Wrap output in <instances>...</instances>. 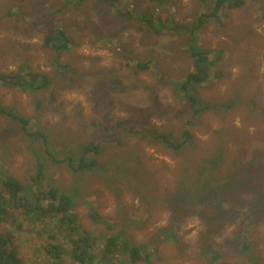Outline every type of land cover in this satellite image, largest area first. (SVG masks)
I'll list each match as a JSON object with an SVG mask.
<instances>
[{"label": "rangeland", "instance_id": "obj_1", "mask_svg": "<svg viewBox=\"0 0 264 264\" xmlns=\"http://www.w3.org/2000/svg\"><path fill=\"white\" fill-rule=\"evenodd\" d=\"M122 1L133 18L120 17L112 23L115 10L107 6L94 8L89 3L68 4V0H0V73H42L51 83L30 92L0 81V106L31 118L30 126L23 129L0 114V172L28 184L41 165L48 186L70 193L77 201L73 211L80 216L82 231L108 236L124 230L138 243L155 238L160 253L151 264H219L222 260L252 264L253 257L264 264V211L256 202L264 198V172L262 193H255L259 186L244 189L246 183L239 182L243 201L233 195L220 197L223 216L213 214L214 207L185 205L192 212L174 221L175 237L172 231H159L170 226L173 213L158 201L160 194L176 187L177 164L215 141L229 156L221 169L241 158L258 163L264 171V114L250 116L243 108L256 95L257 106L264 110V0H245L241 9L231 10L227 25L210 18L201 27V46L212 51L223 48L225 58L208 70V81L198 87L210 107L196 116L187 111L186 98L174 86L192 70L187 33L151 30L132 11L148 12L159 21L190 24L211 10L213 0H164L161 6L153 0ZM220 18L224 20L221 11ZM59 27L73 42L65 51H57L47 39ZM150 59L155 67H136L137 62ZM239 86L243 96L238 97ZM182 125L194 132V146L175 151L154 138L158 131L177 132ZM131 127L146 131L133 134ZM91 143L101 150L97 155L89 151L83 158H97V165L88 171L75 170L72 165ZM68 155L74 157L71 164ZM128 165L136 173H129ZM238 172L244 179L250 173ZM93 211L100 217L95 223L89 217ZM16 218L19 223L7 218L0 229L11 236L10 246L19 257L15 264H27L35 259L39 239L20 225L21 216ZM204 219L211 220L205 224ZM214 251L221 256L210 260Z\"/></svg>", "mask_w": 264, "mask_h": 264}, {"label": "trees", "instance_id": "obj_2", "mask_svg": "<svg viewBox=\"0 0 264 264\" xmlns=\"http://www.w3.org/2000/svg\"><path fill=\"white\" fill-rule=\"evenodd\" d=\"M153 1L158 6L165 4L164 0ZM72 2L74 4L89 3L94 8L99 6L113 8L115 18H111L112 23L120 17L127 18L129 16L133 18L130 10L123 7L122 0H68V4ZM244 4L245 0H213L211 10L198 15L194 22L190 24H182L173 20L159 21L148 12L132 11L139 17L140 21L150 26L151 30L157 32L165 30L178 34L187 33V51L191 59L192 70L184 77V81L179 82L181 84L175 83L174 86H176V90L180 95L186 98V109L187 111L190 109L192 115H199V113L210 107L204 102L198 87L208 80L210 75L208 70L219 65L225 58L223 52L225 49L218 48L212 51L201 46L199 43L201 27L206 23L208 24L210 18H216L222 24L227 25L228 19L232 15L231 10L241 9ZM63 7L62 5L61 8ZM220 11L224 20L220 18ZM57 29V33L49 35L47 39L58 51H65L73 45V42L66 34L67 30L64 27ZM151 65L156 66L150 59L147 63L137 62L136 67L148 69ZM215 75H220V72H216ZM0 81L30 92L45 89L51 84L48 76L42 73L21 74L20 72V74H13L12 76L0 73ZM235 94L238 97L243 96L242 87L236 90ZM247 100H249L248 103L243 106L246 114L248 113L250 116L264 114L263 108L257 106L256 95ZM228 104H233V101ZM104 112L100 108V116L103 117ZM0 114L20 123L23 129L30 126L31 118L19 113L15 108L0 106ZM100 123L103 124L101 120L98 124ZM117 124L119 126L123 125V121H118ZM131 131H133V134H137L146 130L143 128L134 130L131 127ZM39 132L35 131L34 133ZM29 133L34 135L32 132ZM154 138L158 143L167 145L175 151H180L182 147L188 145H195L194 132L191 128L184 127V125L180 126L177 132L174 130L158 131L154 134ZM100 150L98 144L91 143L86 147L84 146L81 152L82 157L77 158V165H72V167L74 166L75 170L83 171L93 169L97 165V158L86 160L83 156H86L89 151L97 155ZM197 150L198 155L186 158L182 164H177L176 169L178 171L175 173L176 187L174 190L163 192L158 196V201L164 203L173 213L170 226L162 227L159 231L167 233L172 231L171 237H175L174 228H172L175 224L174 221L178 217L183 219L189 212H192L187 210L185 205L203 204L207 207H214L213 214L223 216L224 212L218 208L221 196L233 195L237 197V200L243 201L239 198L241 193L239 182L241 184L246 183L244 189L259 186L255 193L260 194L263 192L260 186L264 187L261 184L262 172L264 171L258 163H253L252 160L244 162L241 158H238L234 159L232 163H227L226 167L221 169L229 156L220 141H215L213 144ZM68 161L71 164L74 157L68 155ZM40 166L38 165L35 168L28 184H24L14 175H9L4 171L0 172V224L7 218L12 219V224L15 221L19 223L20 218H16V215H19L24 219V222L20 225L25 224L28 230H33L39 239V244L34 250L35 259L27 264H151L155 255L160 253L159 248L156 247L155 238L149 237L142 243H138L131 237L129 238L124 230L112 232L108 236L103 233L94 235L82 231L79 227L80 216L73 211L76 208L77 201L70 193L61 191L53 185L48 186V183L45 182L46 173ZM127 168L129 173H133V170L136 173L133 165H128ZM242 170L250 171V173H246L245 179L243 173L238 172H242ZM185 174H187V180H184ZM188 174H190V178ZM237 200H235V205L239 204ZM256 202L260 204L261 210L264 211V198L258 199ZM231 213L230 211L229 214ZM89 215L92 223L100 219L94 211ZM210 220L204 219L205 224H209ZM18 227L20 226L18 225ZM110 228L108 227V230ZM10 238L8 231L0 229V264H15V260L19 259L14 247L10 246ZM206 250L210 249L206 247ZM252 250L253 248L250 249V253L253 252ZM40 252H42L41 255ZM207 254L209 255V252ZM219 256H221V253L216 251L215 256L212 255L210 260L218 259ZM253 258L249 260L252 264H261L256 257ZM219 264L230 263L222 260Z\"/></svg>", "mask_w": 264, "mask_h": 264}, {"label": "bare ground", "instance_id": "obj_3", "mask_svg": "<svg viewBox=\"0 0 264 264\" xmlns=\"http://www.w3.org/2000/svg\"><path fill=\"white\" fill-rule=\"evenodd\" d=\"M24 16V15H23ZM29 26V25H28ZM27 30V29H26ZM209 54V53H208ZM207 54V55H208ZM212 56H214V55H212ZM216 56V55H215ZM211 57V56H210ZM213 58V57H212ZM221 63V62H220ZM226 63V62H225ZM226 68V67H225ZM208 81V80H207ZM182 105V104H181ZM43 107V106H42ZM139 108V107H138ZM44 110V109H43ZM46 110V109H45ZM31 111V110H30ZM30 113V112H29ZM35 124V123H34ZM259 145V144H258ZM246 146H248V145H246ZM254 146V145H253ZM217 153V152H216ZM15 255V254H14ZM15 259V258H14Z\"/></svg>", "mask_w": 264, "mask_h": 264}, {"label": "clouds", "instance_id": "obj_4", "mask_svg": "<svg viewBox=\"0 0 264 264\" xmlns=\"http://www.w3.org/2000/svg\"><path fill=\"white\" fill-rule=\"evenodd\" d=\"M72 46H73V45H72ZM72 46H71V47H72ZM57 51H58V50H57Z\"/></svg>", "mask_w": 264, "mask_h": 264}]
</instances>
